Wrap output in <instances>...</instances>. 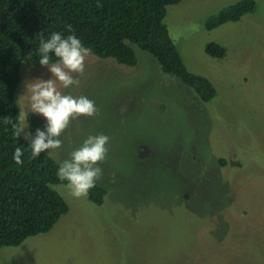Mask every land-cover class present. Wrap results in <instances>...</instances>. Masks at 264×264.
<instances>
[{
    "label": "rangeland",
    "instance_id": "1",
    "mask_svg": "<svg viewBox=\"0 0 264 264\" xmlns=\"http://www.w3.org/2000/svg\"><path fill=\"white\" fill-rule=\"evenodd\" d=\"M238 1L167 8L164 23L185 66L217 91L211 102L135 46L134 67L87 57L80 85L61 91L86 96L98 113L74 119L62 147L41 154L60 164L89 135H107L96 182L103 204L53 186L68 213L51 231L1 248L0 264H264V0L237 23L205 29ZM211 42L225 49L222 59L205 53ZM19 76V126L29 131L27 84L52 74L22 63Z\"/></svg>",
    "mask_w": 264,
    "mask_h": 264
},
{
    "label": "trees",
    "instance_id": "2",
    "mask_svg": "<svg viewBox=\"0 0 264 264\" xmlns=\"http://www.w3.org/2000/svg\"><path fill=\"white\" fill-rule=\"evenodd\" d=\"M181 0H0V249L15 247L27 238L51 231L68 213L65 200L53 186L66 185L57 177L59 163L42 154L30 159L31 149L22 137L13 135L19 126L15 91L22 63L40 67L39 39L52 32L65 36L67 25L100 59H113L128 67L137 65L132 46L150 54L164 74L181 81L203 103L217 96L212 82L190 72L164 23L167 8ZM257 10L255 0H240L210 16L205 29L237 23ZM205 53L222 59L225 49L208 43ZM52 62L56 57L52 55ZM33 134L43 130L47 121L35 113L27 115ZM16 147H22L23 164L13 160ZM224 164V162H222ZM106 190L98 185L89 191V199L102 205Z\"/></svg>",
    "mask_w": 264,
    "mask_h": 264
},
{
    "label": "clouds",
    "instance_id": "3",
    "mask_svg": "<svg viewBox=\"0 0 264 264\" xmlns=\"http://www.w3.org/2000/svg\"><path fill=\"white\" fill-rule=\"evenodd\" d=\"M66 31L70 34L65 36L60 32H52L45 39L41 32L37 36L39 65L47 67L52 78L36 79L28 83L27 92L31 93L32 112L46 119V127L43 130L37 128L33 134L25 131L26 127L13 125L14 137L29 141L31 160L37 159L42 152L60 149L63 144L60 137L74 119L80 116L92 117L98 113L95 102L86 96H73L61 91V88L80 85L79 77L84 75L85 61L91 54V49L75 35L71 25H67ZM53 54L56 62H52ZM109 143L107 135H89L79 148L71 152L70 159L59 164L57 177L60 181L67 182L65 187L73 198H87L97 180L102 178L103 169L99 165L107 159ZM23 155L22 147H16L13 160L22 165Z\"/></svg>",
    "mask_w": 264,
    "mask_h": 264
}]
</instances>
